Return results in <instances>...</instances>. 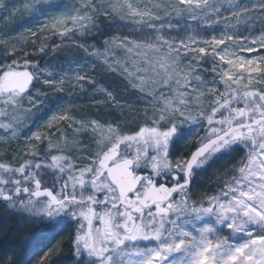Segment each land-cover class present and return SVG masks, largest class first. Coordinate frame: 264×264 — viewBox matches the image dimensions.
<instances>
[{"label":"snow or ice","instance_id":"snow-or-ice-1","mask_svg":"<svg viewBox=\"0 0 264 264\" xmlns=\"http://www.w3.org/2000/svg\"><path fill=\"white\" fill-rule=\"evenodd\" d=\"M111 7L122 19L131 17L139 25L133 31L142 34L138 40L120 39L122 47L143 57L136 65L140 84L134 79L129 82L142 93L150 91L148 82L170 89L152 96L150 104L159 109V116L153 115L151 125L139 126L130 134L109 125L111 135L92 137L97 147L91 155L83 150L76 156L55 154L64 149L49 140L43 151L39 144L29 145L24 152L29 158L18 166L0 162V210L72 221V264H264V87H255L264 84V52L257 61L231 57L225 51L229 47L249 53L264 49V21L259 24V35H243L239 26H231L210 39L195 30L184 39L170 36L174 27L179 30V23L174 25L169 16L162 17L155 10L160 5L149 8L126 0ZM164 7H172L179 19L194 21L187 25L190 29L212 27L221 19L231 25L229 16L236 20L264 16V0H177ZM25 8L36 10L31 3ZM109 14L95 0L83 9L73 7L58 19L65 25L58 34L62 40L77 35L87 39L99 31L97 18ZM68 20L72 27L67 26ZM201 39L203 44L196 46ZM46 47L41 45L38 51L46 55ZM81 47L89 55L99 52L87 43ZM20 48L21 44L6 45L4 59L8 62H0V129L17 140L18 113L35 108L43 94L34 83L41 79L39 64L27 51L17 54ZM181 49L213 55L212 68H205L215 73L211 83L197 74L200 63L181 75ZM89 67L95 66L85 62L77 65L80 71L73 70L80 91L85 90V82L95 86L87 73ZM124 71L132 76L127 66ZM43 83H58L62 90L64 80L43 78ZM113 103L118 101L113 98ZM205 103L210 111L200 108L198 117L186 114L192 104ZM54 119L71 121L68 128L80 124L74 128L77 133L89 129L95 133L100 128L97 121L77 120L71 113ZM177 119L207 127L194 151L172 159L173 138L180 129ZM62 136L68 148L66 133ZM33 138L44 139L39 134L24 137ZM73 147L80 149V142L75 141ZM233 153L238 155L227 169V178L218 177L223 179L220 191L197 198L194 185L199 170H206L217 154ZM48 172L56 177L51 185Z\"/></svg>","mask_w":264,"mask_h":264},{"label":"rangeland","instance_id":"rangeland-1","mask_svg":"<svg viewBox=\"0 0 264 264\" xmlns=\"http://www.w3.org/2000/svg\"><path fill=\"white\" fill-rule=\"evenodd\" d=\"M92 2L93 0H0V40H2L0 53L3 54L2 59L5 57L6 45H26L32 41L53 44L51 46L54 48L52 53H55V56L51 57L52 61L42 62L46 65L41 64V79L34 82L36 88H39L43 93L40 96V103L35 108L22 109L18 113L21 124L17 129V134L20 139H14L10 133L4 134V130L0 129V162L18 166L19 163L29 158L24 155L29 145L39 144L43 151L49 140L64 149V152L56 151L55 154L68 153L76 156L79 151L83 150L91 155L94 154L97 147L92 137L95 136L98 139L101 136L111 135L108 132L109 125H114L122 134H130L132 130H138L139 126L151 125L153 115L159 116V109H154L150 104L152 96H159L161 91L168 92L170 89L148 82L146 86L150 91L142 93L139 88H134L129 82L134 79L137 84H140V80L136 77V65L143 57L136 56L135 53H130L122 47L120 39L133 37L138 40L142 38V34L133 31L139 25L133 23L131 17L122 19L111 7L114 4H123L126 0H95L97 6H105L110 14L97 18L96 23L99 31L92 32L87 39L77 35L62 40L59 36L58 32L63 31L65 27L64 24L57 22L61 15L73 7L83 9L85 4L90 5ZM133 2L147 5L149 8L160 5L161 7L155 10L159 11L162 17L167 15L174 25L179 23V30L174 27L170 36L184 39H187L186 33L193 30L198 31L201 37L210 39L213 35L220 36L223 29L231 26H239L240 34L243 35H248L249 32L259 35L261 33L259 24L264 21V16L239 20L229 16L228 20H231V25L221 19L212 27L203 25L190 29L187 28V25H194V21L179 19L172 7H164L175 4L177 0H133ZM240 2L247 3L248 0H240ZM30 3L35 4L36 10L25 8V4ZM105 25L113 33L112 36L107 37L108 29ZM246 25L249 27L246 28ZM67 26L72 27L71 20L67 21ZM33 32L35 35H32ZM54 32L57 34L53 35ZM113 40L116 42L112 43ZM105 41L109 43L105 45ZM125 42L127 43V41ZM82 43L93 45L99 49V52L89 55L81 47ZM202 44L203 39L198 41L196 46ZM225 51L230 53L231 57H251L258 61L260 53L264 52V49L249 53L239 48L229 47ZM97 55L101 59H97ZM171 55H177V53H171ZM179 56L184 60L181 75L190 72L197 63H200L201 67L196 69L197 74L206 83H211V77L215 73L205 71V68L211 69L213 66L211 53L200 56L199 53L181 49ZM85 62L95 66L89 67L87 73L93 77L96 83L93 87L85 82V90L80 91L77 87L80 82L75 81L73 70L80 71L81 69H77V65ZM215 63L220 64L218 58ZM125 66L131 71L132 76L124 71ZM49 72L52 75H49ZM43 78L57 81L63 79L62 90H58L61 89V85L58 83L55 85L44 84ZM255 87H264V84L255 85ZM35 90V88L32 89L33 92ZM109 92L111 95L108 94ZM205 93L207 94L206 89ZM113 98L118 103H113ZM162 104L163 101H161ZM190 108V113L186 114L193 117L199 116L200 108L206 112L210 111L207 103L202 106L192 104ZM68 113H71L77 120L97 121L100 128L95 133H92L91 129L87 132L77 133L74 128H79L80 124H75L74 128H68L67 125L71 121L54 119V117ZM176 123L180 129L173 138L170 150L172 159L180 155L178 153L183 148L197 144L205 134L204 128L207 127L206 124L202 127L200 123L194 124L180 119H177ZM62 133L67 135L68 148L64 147L65 140ZM34 134H39L44 139L42 141H36L34 138L24 139L25 136L34 137ZM5 135H7V139H5ZM75 141L80 142V149L73 147ZM237 155V153L232 155L217 154V157L211 158L208 163L213 167L214 173L209 178L204 177V170H199L194 185V193L197 198L211 196L220 191L218 185L223 183V179H218V177L227 178V169L232 166ZM46 178L49 185L56 179L51 172L47 173ZM66 223L70 225L66 227ZM74 230L75 224L67 218L49 221L47 218L41 219L38 216L32 218L28 215L6 214L0 210V264H41L42 261L43 264H72L69 236ZM224 231L227 232L226 229Z\"/></svg>","mask_w":264,"mask_h":264},{"label":"trees","instance_id":"trees-1","mask_svg":"<svg viewBox=\"0 0 264 264\" xmlns=\"http://www.w3.org/2000/svg\"><path fill=\"white\" fill-rule=\"evenodd\" d=\"M106 28H107V26H106ZM107 33H108L107 37H110V36L113 35V33H111V30H109V29L106 31V34ZM41 45H46L47 46L46 47V52H47L46 55L43 54V53H40L38 51V49L41 47ZM52 45H49L47 43H43V42H40V41H38L35 44H33L32 42H28L26 45H22V48H20L19 50H17V54H22L24 51H27L29 53L30 58L32 59V61L33 62H38L39 67L41 68L42 65H46V64H42V62L44 63L46 61V62L49 63L50 61H52L51 60V57L55 56V53H52V51L54 49V48L51 47ZM2 57H3V54L0 53V62H5V63L8 62L5 59H2ZM211 173H214V170L213 169L212 170L210 169L209 174L211 175ZM53 177L55 178V176H53ZM69 225H70L69 223H66V226H69Z\"/></svg>","mask_w":264,"mask_h":264},{"label":"flooded vegetation","instance_id":"flooded-vegetation-1","mask_svg":"<svg viewBox=\"0 0 264 264\" xmlns=\"http://www.w3.org/2000/svg\"><path fill=\"white\" fill-rule=\"evenodd\" d=\"M195 145H197V144H193V145H191V146H189L188 148H183L178 154H180V155H178L177 157H175L174 159H177V158H179V157H181V156H183V155H188V154H190V152L191 151H194L195 150ZM206 167V170H204V177H206V178H208V173H209V171H210V169L212 170L213 169V167H211V166H205ZM211 174H213V173H211Z\"/></svg>","mask_w":264,"mask_h":264}]
</instances>
